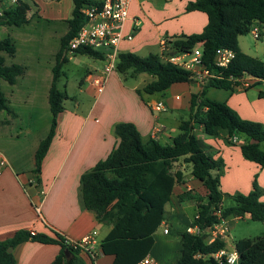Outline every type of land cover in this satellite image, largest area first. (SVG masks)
<instances>
[{
    "label": "trees",
    "instance_id": "obj_1",
    "mask_svg": "<svg viewBox=\"0 0 264 264\" xmlns=\"http://www.w3.org/2000/svg\"><path fill=\"white\" fill-rule=\"evenodd\" d=\"M72 17L68 19V31L61 38L55 55L53 79L49 90V104L52 112L51 128L40 142L36 151L35 170L40 171L52 139L56 133L58 115L64 110V100L69 97L66 90L58 87L64 65L70 61L68 45L84 23L81 8L93 0H73ZM207 13L208 23L200 33L167 37L172 44V53L190 50L201 45L203 58L215 74L203 83L201 90L193 93L190 100L188 119L182 120L180 132L168 143L156 138L144 139L132 122L115 125L118 145L92 169L84 172L80 180V202L85 210H92L99 222L111 226L101 242L104 254L114 256L112 264H137L148 256L155 244V233L167 220L166 205L170 202L175 187L184 183V173L174 171V163L180 158L191 165L192 175L206 188V197H195L189 191L178 195L180 201L186 198L198 200V210L191 224L201 228L212 226L231 217H246L264 222V187L255 175L249 193H228L221 189L224 159L214 157L209 145L195 133L201 126L207 135L226 133V142L237 144L232 138L241 140L243 156L264 167V124L242 118L226 102L207 96L210 87L232 89L235 78L245 73L264 80V61L243 52L239 38L251 32L257 24L260 35L264 33V0H195L186 8ZM31 5L19 0L0 16V26H23L29 22ZM230 48L235 58L228 67L215 64L218 48ZM17 46L12 37L0 38V112L15 113L2 89L1 80L16 84L25 73L26 66L19 63L7 64L6 56L14 57ZM83 54L103 59V54L91 48H80L76 55ZM116 70L125 78L149 73L155 77L139 93L154 94L166 91L172 84L193 80L192 73L182 67L163 60L160 53L140 56L134 52L118 55ZM233 78V79H232ZM260 82V81H259ZM258 84V83H257ZM256 84V85H257ZM231 198L235 205L224 206V200ZM221 211L217 214V211ZM170 229H168V232ZM182 249L172 264H227L218 262L211 255L227 247L220 238L212 242L207 234L195 235L179 231ZM26 241L57 243L61 251L51 264H86L81 250L71 245L62 235L52 237L45 233L31 234L20 229L14 236L0 240V264H17L14 249ZM239 252L238 264H264V236L242 238L235 243ZM202 254V256H197Z\"/></svg>",
    "mask_w": 264,
    "mask_h": 264
},
{
    "label": "crops",
    "instance_id": "obj_2",
    "mask_svg": "<svg viewBox=\"0 0 264 264\" xmlns=\"http://www.w3.org/2000/svg\"><path fill=\"white\" fill-rule=\"evenodd\" d=\"M194 1L161 0V3H156L153 0H132L125 32L131 33L133 39L121 42L120 53L134 52L143 57L151 53H160L163 38L202 32L208 23V15L201 10L188 11L187 5ZM68 19L70 18H57L55 21L62 20L63 28L46 33L44 46L49 50L53 60L46 61V64L33 61L30 68L29 64L19 59L20 42L23 48L29 47L30 52L36 57L48 55V50L44 46V53L35 52V49L41 48L38 47V43L43 40L41 34L30 32L23 36L15 33L13 29L5 30L6 26L12 25L0 26V29L5 30L1 38L12 37L17 46L16 55L6 58L7 64L19 63L26 66L25 73L18 78L17 83L21 78L28 76L29 84L37 86L36 95L42 97L41 112L45 117L43 120L47 122L51 115L48 132L52 122L49 90L53 79L55 55L59 50L55 49L56 42L53 43V47L49 44L53 38L61 41L68 31ZM29 23L30 18L27 24ZM261 37L264 38V33ZM239 44L241 50L247 53L240 41ZM152 50L155 52H151ZM106 64L89 68L81 80L80 91L85 95L86 101L74 98L75 102L69 106L65 100H69L70 95L64 100L65 108L58 115L56 133L40 171L35 170V155L40 142L48 132L35 139L32 161L27 167H21L4 154L7 164L0 173V240L14 236L20 229L33 230L52 237L60 234L74 240H81L87 234L96 231L94 236L97 242V257L93 259L84 251L81 252V256L86 264L113 263L114 256L104 254L101 250V242L111 230V226L99 222L94 211L85 210L81 205L79 193L82 174L105 159L118 145L119 138L115 134L117 123L132 122L144 139L156 138L162 143L170 142L180 132L182 120L188 119L192 94L199 92L203 84L193 79L174 83L163 92L139 93L138 89H142L155 79L153 75L141 73L136 77L125 78L114 70L103 92L98 95L89 77L104 70ZM138 79L140 80L137 81ZM256 84L247 89L236 86L232 89L210 87L207 96L213 100L226 102L244 119L264 124V85ZM159 100L166 103V110L156 113L151 109V104ZM9 101L11 105V100ZM12 109L15 112L13 115L19 116V112L13 107ZM176 112L179 115L183 112L186 118L184 115L178 117ZM157 124L164 125L165 129L157 137H153L152 130ZM194 131L209 145V151L214 152L215 158L224 159L225 167L221 176V189L224 192L249 193L255 175L260 185L264 187V167L246 159L240 143H227V135L223 131L214 136L205 134L201 126H196ZM198 131L201 132L200 135ZM192 177L198 180L193 175ZM198 182L202 183L200 180ZM175 190L171 202L176 194ZM261 200L264 201V196ZM246 217L250 218L248 214ZM192 220L188 219L184 230L191 225ZM153 249L149 255L155 257L160 264H164L162 260L156 258ZM181 249L182 247L180 251ZM60 251L61 245L57 243L26 241L14 249V254L17 264H51Z\"/></svg>",
    "mask_w": 264,
    "mask_h": 264
},
{
    "label": "rangeland",
    "instance_id": "obj_3",
    "mask_svg": "<svg viewBox=\"0 0 264 264\" xmlns=\"http://www.w3.org/2000/svg\"><path fill=\"white\" fill-rule=\"evenodd\" d=\"M31 5V10L28 14L30 23L21 27L6 26L5 30L13 29L19 35H27L30 32L41 34L43 40L38 43L41 51L44 53V40H46V33L63 28V22L55 21L57 18H71L74 8L73 0H27ZM156 3H161V0H153ZM5 30L0 29V38L3 37ZM239 41L247 54L255 56L264 61V38H255L252 31L247 35H242ZM56 42L55 49L59 48V40L51 39L50 47ZM44 46V48H43ZM19 59L27 65L32 66L33 61L46 64L53 60V57L44 54L36 57L30 52V48H23L20 42ZM33 49V48H31ZM158 50V49H156ZM106 51V50H105ZM151 52H155L152 50ZM149 54V53H145ZM9 59V56H6ZM107 63L106 58L98 59L93 56L79 54L74 56L63 67V74L58 82V87L61 90L68 91L70 95L69 100H65L67 105H72L75 99L85 100V95L80 91L81 80L85 77L89 68L101 67ZM39 64V63H38ZM138 79L137 81H139ZM133 81V80H132ZM50 82V81H49ZM28 76L21 78V80L13 85L5 80H1V86L5 92L8 100H11V105L19 116L15 117L9 111L0 112V150L10 158L11 161L19 164L21 167H27L32 161V152L34 149V141L39 136H43L48 132L50 127L51 115L48 121L43 120L44 113L41 112L43 108L42 97L36 95V85L29 84ZM257 85H264V80ZM86 101V100H85ZM88 101V100H87ZM10 104V101H9ZM179 117L184 115L183 112H176ZM200 135L201 132L198 131ZM180 170L184 173L185 182L180 183L176 187V194H174L172 202L166 205L167 220L164 225H161L156 231L155 244L153 253L158 260H162L164 264H172L180 256L182 247L181 237L179 231H184L185 224L188 219H194L193 215L198 210V200L195 198H186L180 201L179 194L189 191L193 196L206 197L207 190L203 184L199 183L192 177L191 165L186 163L184 158H180L174 163V171ZM190 188V189H189ZM235 201L231 198L224 200V206L235 205ZM176 208V209H174ZM195 216V215H194ZM193 221V220H192ZM227 226L229 232L227 233V245L230 250L234 249V244L242 238H256L264 236V222L255 221L248 217L236 218L231 217L227 219ZM170 229L169 234L164 232V228ZM155 258V257H154ZM159 262V261H158Z\"/></svg>",
    "mask_w": 264,
    "mask_h": 264
},
{
    "label": "built area",
    "instance_id": "obj_4",
    "mask_svg": "<svg viewBox=\"0 0 264 264\" xmlns=\"http://www.w3.org/2000/svg\"><path fill=\"white\" fill-rule=\"evenodd\" d=\"M18 2L19 0H0V16L4 14L6 9L16 5ZM131 2L132 0H93V2L85 4L80 10L84 15V23L78 30L77 34L69 42L68 56L70 59L77 56V50L80 48H91L103 54V57H105L107 61L104 70L100 73L91 74L89 77V81L94 85L98 95L103 92L111 72L116 70L121 42L125 39H133L131 33L127 34L125 32L126 23L130 18L129 8ZM251 31L255 38L258 39L261 37L260 28L257 24L253 26ZM169 40L170 39L166 37L161 41L160 54L163 60L190 71L193 79L202 84L209 78L215 76L205 63L201 45H197L190 50L172 53V44ZM234 58V50L220 47L215 52L214 60L217 66L228 67ZM235 80L237 81V84L235 85L236 87L247 89L262 79L252 74L245 73L242 76L235 78ZM151 109L156 113L163 112L166 110V103L163 100L156 101L151 104ZM164 129V125L157 124L152 130V136L157 137ZM232 141L237 144L241 143V140L237 136L233 137ZM6 164L7 158L0 150V173ZM220 213V210L217 211V214ZM168 229V227H165L164 232L168 233ZM186 231L195 235L207 234V240L209 242H212L217 238L226 241L227 236H229L227 235L229 228L226 220H222L220 223H216L204 229L199 225L191 224L186 227ZM31 234L34 235L36 232L32 230ZM95 234L96 231H93L81 240L64 238L75 248L80 249L81 252L84 251L88 253L91 258L95 259L97 257V242L94 236ZM197 256H202V254H198ZM211 256L218 262H226L227 264H238L239 262V252L237 251L236 246H234V249L232 250L227 246ZM137 264L160 263L148 255Z\"/></svg>",
    "mask_w": 264,
    "mask_h": 264
}]
</instances>
